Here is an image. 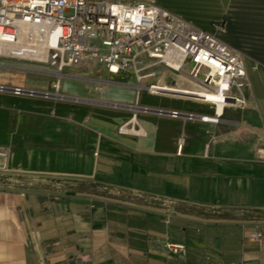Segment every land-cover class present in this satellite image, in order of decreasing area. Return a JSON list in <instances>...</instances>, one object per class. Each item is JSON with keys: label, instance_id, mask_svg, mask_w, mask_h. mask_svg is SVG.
Listing matches in <instances>:
<instances>
[{"label": "crops", "instance_id": "crops-1", "mask_svg": "<svg viewBox=\"0 0 264 264\" xmlns=\"http://www.w3.org/2000/svg\"><path fill=\"white\" fill-rule=\"evenodd\" d=\"M151 1L243 52L248 106L227 109L218 125L186 121L155 110H195L153 105L148 93L137 99L127 74L68 71L57 91L53 69L0 61V73L12 77L0 84L82 102L89 107L77 115L93 126L65 135L58 146L48 141L47 151L33 134V169L45 152L67 185L44 180L27 187L0 177V264H264V0ZM20 76L37 81L24 86ZM15 97L0 92V148L19 142ZM137 104L151 109L137 113L143 133H121ZM78 141L91 142L88 161L71 155ZM255 227L260 241L249 238ZM168 241L184 243L186 251L169 252Z\"/></svg>", "mask_w": 264, "mask_h": 264}, {"label": "built area", "instance_id": "built-area-1", "mask_svg": "<svg viewBox=\"0 0 264 264\" xmlns=\"http://www.w3.org/2000/svg\"><path fill=\"white\" fill-rule=\"evenodd\" d=\"M0 61H17L53 69L59 91L66 72L93 78L127 74L141 93L164 95L206 105L210 111L156 109L158 115L218 125L229 108L249 104L250 80L242 51L151 0H0ZM170 73L185 74L195 88L182 87ZM264 76V67H263ZM34 95L23 87L0 84V92ZM49 97L51 94L45 92ZM120 126L121 133L142 134L137 113ZM264 152V149L261 148ZM11 152L0 148V169ZM260 241V228L249 232ZM175 255L182 242L168 241Z\"/></svg>", "mask_w": 264, "mask_h": 264}, {"label": "rangeland", "instance_id": "rangeland-1", "mask_svg": "<svg viewBox=\"0 0 264 264\" xmlns=\"http://www.w3.org/2000/svg\"><path fill=\"white\" fill-rule=\"evenodd\" d=\"M27 64V63H20ZM31 64V63H28ZM34 75V74H29ZM8 74L0 73V81L10 82L12 77ZM37 76L27 77L20 76V84L32 85ZM26 79V80H24ZM177 81V84L182 87L195 88L193 82H191L185 74L170 73L168 82ZM31 83V84H30ZM34 84V85H33ZM86 85H80L74 83L75 88L80 89H92L96 90L95 87ZM66 87L64 88L65 92ZM98 95H106L105 91H97ZM145 93V92H143ZM149 96V103L153 105L171 106L177 107L183 110H195L197 113H206L199 108V104L194 101L185 99H179L164 95H147ZM20 99L19 108L15 112V121L13 122V130H18L19 142L17 144L8 145V149L11 152L10 158L7 163L6 169H0V177H7L5 179H12L9 183L14 185L18 184L16 179L20 180V184L24 183L27 187H33L35 183H41L40 181H50L51 183H61L60 185L65 186L68 183L64 182V174H58L56 171L50 170V157L44 152L42 156V164L39 169H33L32 158L34 152L37 151L35 147V137L33 134L42 136L44 147L42 149L48 150V141H57V146L60 144L59 139L64 140L65 135H71L77 137L79 133L85 130H92L93 127L86 119H82L81 116L77 115L80 109L89 107L82 102L72 101L68 99H53V98H42L33 95H20L15 97ZM90 115V114H87ZM92 126V127H91ZM39 128L40 131L34 129ZM52 131L53 136H48L47 132ZM10 136H13V132H10ZM91 136V135H90ZM93 138V136H92ZM80 140H83L80 138ZM84 141V140H83ZM91 142L84 143L78 141L75 147L71 150V155L76 157V160H87L90 157V146ZM63 148V146H62ZM62 160V159H61ZM46 161V163H45ZM61 177V178H60ZM62 186V187H63Z\"/></svg>", "mask_w": 264, "mask_h": 264}, {"label": "water", "instance_id": "water-1", "mask_svg": "<svg viewBox=\"0 0 264 264\" xmlns=\"http://www.w3.org/2000/svg\"><path fill=\"white\" fill-rule=\"evenodd\" d=\"M246 264H257V262H248Z\"/></svg>", "mask_w": 264, "mask_h": 264}]
</instances>
